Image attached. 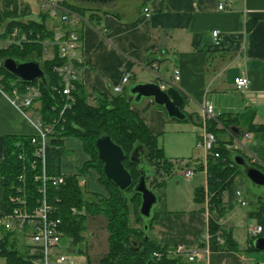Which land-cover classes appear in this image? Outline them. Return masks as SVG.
<instances>
[{
  "label": "crops",
  "instance_id": "obj_1",
  "mask_svg": "<svg viewBox=\"0 0 264 264\" xmlns=\"http://www.w3.org/2000/svg\"><path fill=\"white\" fill-rule=\"evenodd\" d=\"M220 3L222 9L218 8ZM64 4L98 17V25L78 22L73 27L80 35L77 81L88 105H95L97 92L113 95V85L125 71L131 75L122 90L137 82L167 84L173 70L178 69L179 79L174 86L184 99L185 118L186 114L191 117L168 118L151 98H143L132 105V110L148 130L158 139L168 129L178 128L187 132L191 142L194 138L199 140L203 133L199 124L201 107L210 103L214 116H226L227 120L228 128L217 127L216 139L225 144L239 140L242 147L234 153L264 172V128L258 129L264 126V0H116L103 4L64 0ZM144 8H148V16ZM40 13L44 12L38 0H0V24L11 19L39 20ZM46 25L52 28L58 21L48 17ZM215 30L219 32L218 39L213 37ZM149 60L157 64L156 70L149 68ZM240 76L248 79V85L236 89L234 79ZM36 106L34 103L30 108H20L0 87V160L5 136L37 133ZM178 122L188 126L172 124ZM174 154L165 156L173 161ZM198 163L205 165L204 152L193 165L184 167L183 182H175L177 192L157 210L151 236L161 246L174 250L183 246L186 252H201V259L192 264H264V249H248L250 230L260 226L261 231L254 238L264 236V189L249 190L241 170L235 178L234 192L240 190L246 204H238L234 192L224 193V204L232 205L218 220L231 232L240 251H210L207 246H200L208 238L209 211L206 200L198 203L193 199L195 188L206 185L205 170H195ZM187 169H192L193 174L185 177ZM177 170L166 178L165 184ZM197 172L201 174L199 178ZM183 194L185 198L189 194L184 203L180 199ZM4 202L0 176V212ZM20 238L18 248L26 249L27 244Z\"/></svg>",
  "mask_w": 264,
  "mask_h": 264
},
{
  "label": "trees",
  "instance_id": "obj_2",
  "mask_svg": "<svg viewBox=\"0 0 264 264\" xmlns=\"http://www.w3.org/2000/svg\"><path fill=\"white\" fill-rule=\"evenodd\" d=\"M71 9L81 16H86L93 25H98L97 14L90 12L86 15L84 9L75 7ZM39 17V20L24 22L11 19L5 24H0V41L5 40L14 27L25 32L28 38L21 45L1 46L0 62L6 57L18 61L38 60L44 71L46 84L40 80L21 82L0 65V87L8 95H11L16 87L22 91L27 84L39 87L41 94L35 100L37 104L35 110L43 124L52 126L50 140L45 148L43 168L47 175H63V182L58 188L49 183L45 184V195L48 202L56 207L53 215L61 219L60 228L64 240L70 246H77L83 241L80 233L86 228L85 222L88 216L93 218L99 216L105 220L107 251L98 256L95 261L86 255L85 264H192L187 261L184 254L175 253L173 248L161 246L151 236L153 221L157 217L156 211L152 212L147 221L148 239L143 238L144 219L138 213L140 195L132 191V186L119 191L106 178L102 162L97 157L95 140L100 135L106 134L122 148L125 155L123 164L131 173L132 185L136 183L139 172L138 163L130 160V154L137 148L139 154L137 157L146 171L147 184L156 194L164 186L166 178L175 169H179L176 163L166 158L157 143L156 136L132 110L134 102L126 89L111 96L97 92L96 103L90 106L86 102L81 83L77 81L72 91L74 102L69 108L62 110L65 97L57 92L62 87V82L53 67L60 65L64 60L58 57L56 47L52 49L53 55L50 58L44 57L45 46L42 42L50 40L53 33L52 29L46 25L48 14L40 13ZM151 61L148 62L151 63ZM155 106L162 109L160 105L155 104ZM190 117V114H186L185 120ZM225 117L217 115L206 120V130L215 138L217 127L228 128ZM262 128L264 126L258 127V129ZM31 136L7 135L3 139V157L0 160V176L3 179L5 199L3 211L11 210L12 204L9 198L17 194V189L21 185L19 180L21 175L24 179L29 210L33 209L41 198L38 189L42 185L39 177L42 172V163L33 155L36 146L31 143ZM65 137L79 139L83 151L88 155V158L78 167L77 172L68 175L61 174L60 171L61 158L69 150L64 146ZM233 153L234 151L225 148V143L216 139L206 155L205 165L198 163L194 166L195 170L202 169L206 172V185L195 188L193 199L198 203H203L205 200L207 202L208 238L207 243H202L200 246H207L210 251H240L231 232L218 222L232 205L224 204L223 194L234 192L235 178L241 174L240 168L232 161ZM20 154L23 155V159L19 158ZM186 166L188 167L189 164L187 163ZM89 168L97 171L98 182L105 190L103 195L89 194L80 188L77 175L84 174ZM81 209L85 210L83 214L78 213ZM74 210L77 212H73ZM131 215L138 226L130 224ZM18 237L14 230L1 235L0 257L5 260V264H32L27 249L18 248ZM254 239L252 236L249 238L248 249L256 250L252 246Z\"/></svg>",
  "mask_w": 264,
  "mask_h": 264
},
{
  "label": "built area",
  "instance_id": "obj_3",
  "mask_svg": "<svg viewBox=\"0 0 264 264\" xmlns=\"http://www.w3.org/2000/svg\"><path fill=\"white\" fill-rule=\"evenodd\" d=\"M41 9L49 17L55 18L58 21V25L52 27V38L50 40L43 41L44 57L50 58L53 53L52 49L56 47L58 57L63 59V63L53 67V70L60 77L62 87L57 90L65 97V103L63 109L69 108L74 102L72 91L75 89V82H77V64L80 59L77 55V49L80 43V35L74 30V26L79 23H89L86 16H81L70 7L64 4V0H38ZM219 9L223 8V4L218 5ZM145 15H149L148 8H144ZM90 12H86L88 15ZM213 37L218 39L219 32L213 31ZM28 40L25 32L20 31L19 28L14 27L9 36L0 41L2 46L6 47L9 44L21 45ZM48 54V55H46ZM46 55V56H45ZM149 68L156 70L157 64L151 62ZM130 72L125 71L121 74L119 81L113 85V92L118 93L122 90V85L126 84L130 78ZM179 79V70L174 69L171 79L167 84L158 82L161 89H165L168 86H174L175 81ZM248 85V79L245 76H240L234 79V86L236 89L246 88ZM55 89V88H53ZM40 90L37 85L27 84L23 90L20 91L17 87L12 90V100L23 109L30 108L35 103V100L40 96ZM62 112V111H61ZM60 112V114H61ZM201 125L203 127L202 137L198 140V145L202 146L204 150V164L206 155L215 143V136L206 130V120L214 117L213 106L210 103H205L201 107ZM36 125L38 131L32 135L30 141L36 146L33 155L36 160L42 163V172L40 174V180L42 185L38 191L41 194V198L37 201V204L33 209L29 210L27 204V198L25 196V186L23 175L19 176L21 185L17 189V194L11 196L9 201L12 204V208L9 212H0V237L7 231L14 230L18 235L28 236L30 243L27 244L26 249L28 255L31 256L32 264H74V260L71 256L66 255L63 252L64 238L62 234L61 219L54 216L56 207L48 202L45 195V184L49 183L55 188H58L63 182V175H47L43 168L45 160V148L49 143V134L52 131L51 125L43 124L40 116L36 117ZM242 147L239 140L235 139L233 142L225 144V148L236 151ZM215 156L217 154L215 153ZM20 159H23V155H19ZM34 163L32 164V166ZM193 174L192 169H187L184 172V176L188 177ZM38 177V178H39ZM237 203L245 205L246 200L240 190L235 192ZM261 231V227L250 230L252 237L256 236ZM207 243V241H206ZM175 253L185 254L187 261L195 262L201 259L202 255L199 251L186 252V248L183 246H177L174 250ZM159 256V254H156Z\"/></svg>",
  "mask_w": 264,
  "mask_h": 264
},
{
  "label": "water",
  "instance_id": "obj_4",
  "mask_svg": "<svg viewBox=\"0 0 264 264\" xmlns=\"http://www.w3.org/2000/svg\"><path fill=\"white\" fill-rule=\"evenodd\" d=\"M86 2L103 4L114 2L116 0H83ZM0 65L10 74L15 76L21 82H33L36 80L46 84L44 71L38 60L18 61L11 57L1 60ZM127 92L132 96L134 103L141 101L143 98H151L153 103L162 106L168 118L175 120H184L185 113L182 111L184 99L175 86H168L161 89L158 82H137L127 87ZM95 148L97 157L102 162L103 172L119 191H124L132 186V191L140 195V204L138 213L144 219V236L147 235V221L152 215V208L157 203L158 196L147 184L146 171L137 157L138 150L135 148L130 154V160L138 163L137 170L139 177L134 185L131 173L123 164L124 152L122 148L115 143L109 135L103 134L96 138ZM233 163L240 168L249 184V190L254 189L261 191L264 189V172L259 168L249 164L238 153L232 155ZM256 250L264 249V236L257 237L252 242Z\"/></svg>",
  "mask_w": 264,
  "mask_h": 264
},
{
  "label": "rangeland",
  "instance_id": "obj_5",
  "mask_svg": "<svg viewBox=\"0 0 264 264\" xmlns=\"http://www.w3.org/2000/svg\"><path fill=\"white\" fill-rule=\"evenodd\" d=\"M33 7L36 8V4ZM150 75L151 77L155 76V74ZM172 124H180V126L182 127L188 126L186 122H178ZM188 138L189 135L187 134V132L178 131V128H170L157 139L158 145L162 148L166 156H168L171 152L175 153L171 158L174 160L176 159V166L179 169H182H178L176 173L171 176L170 180H168L165 184L163 192L160 191L161 189L157 191L159 199L153 206L152 212H157V210L163 205L164 200L167 199V201H169V199L173 196V193L177 192L175 182L177 180H179L180 183L183 182L182 173L186 164L188 163L189 166H191L197 160L203 157L204 151L202 146L198 145V140L194 138V140L191 142V140ZM64 146L69 150L67 154H64L61 158V174H74L77 172L78 167H80L88 158V155L83 151L80 140L75 137H65ZM196 175L199 178L201 174L197 172ZM97 178V171L93 168L87 169L84 174L77 175L78 184L82 190L86 191L89 194L96 193L99 195H103L105 192L104 187L98 182ZM188 195L186 194V198L184 194L180 197L183 203L184 200H186L187 202ZM245 195L247 194L245 193ZM73 212L77 211L74 210ZM84 212V209L78 211L79 214H83ZM85 223L86 228L80 233L83 236V241L81 243L73 247L70 246L66 240H64L63 242L65 247L63 248L62 253L71 256L74 260V264H85L86 255H89L90 258L95 261L98 256L104 254L107 251V230L105 226V220L99 216L94 218L88 216L87 222ZM130 224L132 226H138V224H136L133 220L132 215ZM19 237H21L20 239L23 238L25 244L30 243V238L28 236L23 237L19 235ZM0 264H4V259L1 257Z\"/></svg>",
  "mask_w": 264,
  "mask_h": 264
}]
</instances>
